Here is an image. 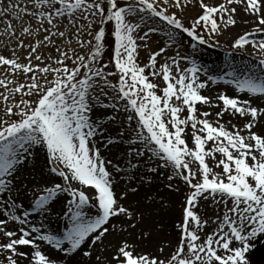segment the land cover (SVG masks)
Here are the masks:
<instances>
[{"label": "snow or ice", "instance_id": "1", "mask_svg": "<svg viewBox=\"0 0 264 264\" xmlns=\"http://www.w3.org/2000/svg\"><path fill=\"white\" fill-rule=\"evenodd\" d=\"M241 24L229 55L252 49L259 72L214 77L180 50ZM260 73L264 0H0V264H58L49 249L63 264H264ZM221 79L246 95L204 94ZM161 170L185 185L177 241L139 251L133 232L152 233L129 199L144 188L155 203Z\"/></svg>", "mask_w": 264, "mask_h": 264}, {"label": "rangeland", "instance_id": "2", "mask_svg": "<svg viewBox=\"0 0 264 264\" xmlns=\"http://www.w3.org/2000/svg\"><path fill=\"white\" fill-rule=\"evenodd\" d=\"M196 14V10H190L187 13V15ZM185 23H190V21L185 20ZM107 27L111 29L113 26L109 24ZM244 30V25H237L236 27L230 29L229 33H226L223 37H221L220 47H209L207 45H203L198 46L195 50L187 47L188 39L185 37L183 38L184 46H181L180 50L185 56H190L191 58L195 59L197 63L202 66V70H207L208 75H212L214 77H222L223 79H232V77L228 76V73L235 72L237 77L243 78L244 75L248 74V69L255 68L256 72H259V53H254L252 49L249 48L246 53L232 52L231 55H229L232 39L235 38L237 33H241ZM161 36L162 33L154 34L155 43H153L152 45L154 49L161 46L167 40L166 37L161 39ZM113 42L114 40L112 39V36H106L104 62H108L113 54ZM143 58L144 54L141 53V59ZM182 63L186 64L187 61H184ZM260 74L264 75V73ZM201 79L204 80L206 79V77L202 76ZM223 79L218 80L217 83L209 82V89H205L204 94L210 95L211 97H213V99H215L216 94L220 92L230 94V96L244 97L246 95L245 93H240L236 89L235 84L223 83ZM113 82H116L115 79L113 80ZM201 110H209L213 113L216 111V109L210 108H202ZM224 119L227 120L229 119V117L226 115ZM233 123H236V121H233ZM189 146L191 147L190 141ZM41 169L43 170L44 176H47L48 169L44 166L43 154H41L40 160L38 161L36 171L32 173L37 177V179H42L40 174ZM29 171H31V168H29ZM217 171H219V169H217ZM25 174L27 175V172ZM167 175L168 172L161 170L159 178L153 181V186L150 189V194L154 198L155 203H153L152 200L144 199L146 192L149 191L144 188H141V191L137 195H134L129 199V203H131L133 206H137V202H139L138 206L140 210L145 213L143 224L140 227L150 229L152 233L149 239L141 242L136 240V233L133 232V235L130 237V239L140 244V248L138 249L139 251L155 252L159 245L164 243L175 245L177 241L178 234L173 226L174 224L179 222L181 211L180 205L185 198V185L182 180L176 179L174 181H171L170 183H173L174 185L179 187L180 191L175 192L168 189L165 186L167 183H169L166 180ZM65 198L70 199V197ZM162 202L164 205L163 207L160 206ZM200 207L207 213V215H212L210 211V209L212 208L211 203H201ZM60 209L61 205H56V211L52 212L50 216L52 220V227L57 228L62 232L64 230L65 224L63 223L62 226V223H60L59 226H56L57 224L54 226L53 223L54 217H56L53 215L54 213L58 216L57 218H61ZM95 211L96 209H92L93 213H95ZM61 220L64 221L63 218ZM49 252L52 257L58 261V264H63V258L60 253H56L51 249H49ZM261 256H264V248L258 249L254 254V258L256 260H259Z\"/></svg>", "mask_w": 264, "mask_h": 264}, {"label": "bare ground", "instance_id": "3", "mask_svg": "<svg viewBox=\"0 0 264 264\" xmlns=\"http://www.w3.org/2000/svg\"><path fill=\"white\" fill-rule=\"evenodd\" d=\"M230 93V92H229ZM228 95H230V94H228ZM137 197H139V196H137ZM51 214V213H50ZM54 216H56V217H54V221H53V223H54V226L56 225V226H59L60 225V223H62V226H63V223L65 224L66 223V221L64 220V221H62L61 219L62 218H57L58 216L54 213L53 214ZM57 253V252H56Z\"/></svg>", "mask_w": 264, "mask_h": 264}]
</instances>
